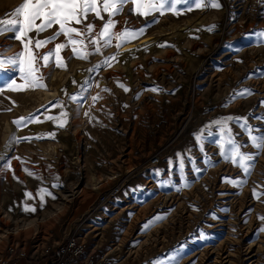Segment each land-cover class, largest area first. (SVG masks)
Here are the masks:
<instances>
[{
	"label": "rangeland",
	"instance_id": "374dc122",
	"mask_svg": "<svg viewBox=\"0 0 264 264\" xmlns=\"http://www.w3.org/2000/svg\"><path fill=\"white\" fill-rule=\"evenodd\" d=\"M21 2L0 0V18ZM216 2L220 7L188 11L180 5L179 14L144 17L129 11V0L113 18L108 46L95 52L98 45H90L92 54L78 58L69 44L60 52L66 67L53 58L41 69L46 87L5 86L0 260L41 253L47 264L52 255L45 249L75 233L84 253L110 262L264 264V148L248 140L243 120H227L246 117L254 129L264 128V119H257L264 117V0ZM102 15L87 20L97 33L108 19ZM124 29L136 35L118 39ZM11 35L0 34L5 57L23 47ZM64 41L61 35L39 51ZM77 48L82 56L85 49ZM97 94L101 99L93 102ZM61 111L68 113L64 127L61 119H45ZM30 114L32 122L13 123ZM225 120L241 151L258 153L249 172L221 152L218 141L226 134L214 122ZM21 137L30 139H14ZM152 155L158 162L150 166ZM116 182L123 184L119 195L91 210Z\"/></svg>",
	"mask_w": 264,
	"mask_h": 264
},
{
	"label": "snow or ice",
	"instance_id": "6c2138e0",
	"mask_svg": "<svg viewBox=\"0 0 264 264\" xmlns=\"http://www.w3.org/2000/svg\"><path fill=\"white\" fill-rule=\"evenodd\" d=\"M129 3V0H22V2L14 8V10L7 14L8 18H0V34L11 33L9 39L14 38L22 44V50L13 53L11 56H3L0 52V92L7 87L11 91H26L29 89H35L37 87H46L44 83L45 77L41 71L42 68L48 67L53 58L56 59L57 67H66L67 64L60 52L65 50L69 44L72 45L73 55L78 58H87L92 53L87 51L90 45H98L93 49L95 52H99L101 47H106L111 43L113 36L112 29L115 26L114 17L122 12L124 5ZM134 5L133 9L129 11H135L138 15L148 17L153 13L165 14L166 11H176L178 13V6L183 5L188 11L193 10L192 5L195 8H201L210 4L213 8L220 7V4L216 0H131ZM102 14H107L108 19L104 22L101 30L95 32V26L93 23H87L89 15H94L95 18L101 20L104 19ZM79 27H76V26ZM56 28L53 35L40 39V34ZM214 27V26H212ZM211 30V28L209 29ZM143 31V29L139 30ZM35 33V38L31 36V33ZM61 35L65 37V41L56 43L54 49H49L46 53H41L39 49L43 48L46 44L56 41ZM135 32H131L128 29H124L121 33L116 34L118 39H125L128 36H135ZM264 36V32L260 34ZM103 41V44H101ZM77 45L85 49L81 56L80 50ZM112 57L110 59H114ZM106 63L108 61H105ZM8 73L17 74V78L11 79L8 77ZM8 79H11V83H8ZM17 80L23 81L18 83ZM75 83V81H73ZM122 86V85H121ZM84 91L87 90L85 87ZM107 91V89H105ZM128 89L125 88V91ZM154 91L156 89H153ZM247 90L241 93L246 94ZM87 97H83L86 99ZM72 101H78L81 99L78 95H71L69 97ZM92 101L95 102L101 97L99 94L93 96ZM53 107L60 106L53 102ZM10 110V109H9ZM85 115H90L88 112ZM68 113L61 111L58 117L47 116V120L61 119L60 127H64L67 123ZM239 119L243 120L241 128L248 134V140L259 150L264 148V128L254 129L253 126L248 124L246 117L233 118L228 117L227 120ZM257 119H264V117H257ZM22 120L32 122V115L29 117L20 118L13 121V123L19 125ZM227 120L214 122L220 127L222 134L218 144L220 146L222 154L226 159L231 160L233 163H238L245 172H249L253 166L254 157L258 153L243 152L241 151L242 145L234 138L232 129L227 127ZM37 122H40L37 120ZM255 133V134H254ZM54 136V133L48 134ZM41 138V137H37ZM17 141L19 139H30V137L14 138ZM25 171L29 175H34L27 169ZM231 182V181H230ZM46 193V189H39L37 195L41 198ZM50 195V193H47ZM26 195L31 196L30 193ZM253 195L258 194L253 192ZM34 211V209H32ZM162 219V217H155L154 220ZM264 219V217H261ZM153 221H149L144 225L145 230L151 226ZM264 231V228L261 229Z\"/></svg>",
	"mask_w": 264,
	"mask_h": 264
},
{
	"label": "built area",
	"instance_id": "2783aa9c",
	"mask_svg": "<svg viewBox=\"0 0 264 264\" xmlns=\"http://www.w3.org/2000/svg\"><path fill=\"white\" fill-rule=\"evenodd\" d=\"M157 162V155H152L149 159V165H155ZM122 185V182H116L99 193L91 210L114 200L121 192ZM84 246V243L77 238L75 233H69L56 244L54 249H45L46 255H52L47 264H127L126 261L110 262L106 255L94 258L90 253H84ZM21 254L22 252L19 253V255Z\"/></svg>",
	"mask_w": 264,
	"mask_h": 264
},
{
	"label": "crops",
	"instance_id": "0c3cea01",
	"mask_svg": "<svg viewBox=\"0 0 264 264\" xmlns=\"http://www.w3.org/2000/svg\"><path fill=\"white\" fill-rule=\"evenodd\" d=\"M46 261L47 257L38 253L35 256H23L11 258L9 260H0V264H45Z\"/></svg>",
	"mask_w": 264,
	"mask_h": 264
},
{
	"label": "trees",
	"instance_id": "16d2710c",
	"mask_svg": "<svg viewBox=\"0 0 264 264\" xmlns=\"http://www.w3.org/2000/svg\"><path fill=\"white\" fill-rule=\"evenodd\" d=\"M98 256V255H97ZM94 257H96L95 255H94Z\"/></svg>",
	"mask_w": 264,
	"mask_h": 264
},
{
	"label": "bare ground",
	"instance_id": "6f19581e",
	"mask_svg": "<svg viewBox=\"0 0 264 264\" xmlns=\"http://www.w3.org/2000/svg\"><path fill=\"white\" fill-rule=\"evenodd\" d=\"M80 125V124H79Z\"/></svg>",
	"mask_w": 264,
	"mask_h": 264
}]
</instances>
